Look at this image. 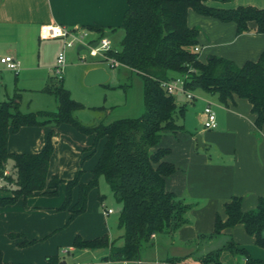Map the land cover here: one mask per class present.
<instances>
[{
  "label": "crops",
  "instance_id": "1",
  "mask_svg": "<svg viewBox=\"0 0 264 264\" xmlns=\"http://www.w3.org/2000/svg\"><path fill=\"white\" fill-rule=\"evenodd\" d=\"M207 3L218 8H234L238 5L264 8V0ZM126 7V0H0V57L12 55L20 62L19 71L14 74L13 81L4 75L13 71L0 63V101L18 93L21 107L23 92L51 94L44 91V87L51 76L50 73L55 76L50 67L56 63L62 41L41 39L39 29L42 25L59 24L68 28L100 26L101 31L88 28L92 36L94 38L107 36L112 40V34L118 31L120 46L123 36L120 24ZM187 24L189 26L200 24L202 27L199 28L197 37V45L200 47L198 58L202 62L210 55H217L241 65L247 60H256L264 51V34L254 30L253 22L249 23L250 31L236 34L234 22H223L189 9ZM52 43L54 46L50 48ZM75 49L76 52H81L79 47ZM102 64L103 62L98 59L95 64L86 66L82 70V76L94 67H103L108 72ZM20 80H26L27 83H20ZM196 90H191L192 99L181 92L173 95L176 106L184 109L183 115L176 119V124L180 128L175 132L165 131L157 145L169 148L170 152L164 160L172 163L175 168L173 173L166 176L165 187L171 188L169 191L174 194L177 191L175 188L220 189H213L201 206L190 205L184 215L186 223L173 233L155 234L149 245H154L155 239L159 238L168 246L167 257L180 258L179 264H201L197 256L221 247L231 240L238 248L246 250L253 264H264V247L255 244L254 236L248 234L242 224L226 227L217 235L208 236L214 229L216 215L222 220L226 219L224 204L231 197L241 198L240 207L244 212L255 210L258 199L264 197V124L260 128L255 126V114L247 99L233 95L226 103H222L216 94L211 95L201 89L202 93L197 95ZM193 92L200 99L201 122L204 119L203 109L207 104H210L215 112L217 125L214 129L202 128L194 133L178 120L179 118L181 121L184 120L188 103L195 105L194 99L197 96ZM37 95L42 104L47 100L51 103L49 100L51 96L49 98L47 95ZM52 101L55 103L56 100ZM49 131H52L53 152L49 161L48 176L57 175L63 181H67L81 170L80 182L87 183L101 154L104 139L98 141L93 150H89L93 135L72 129L69 124L63 123L56 127L23 126L16 133L9 135L8 151L39 152L45 145ZM197 135H200L202 146L197 144ZM199 149L204 151L201 152ZM10 165L11 162L5 174L9 172ZM97 189L98 186L89 191L86 210L75 217L68 226L65 224L69 211L58 209L65 197L64 182L60 184L55 196L35 195L27 199L19 198L11 205L0 206V253L3 260L40 263L49 255H58V247L65 246L68 248L67 253H70L71 264H101L104 261L103 257L107 255L106 249L73 247L76 235L83 239L107 235L109 239H113L109 235L107 220L114 210L111 208L112 212L109 214L105 212L107 208L103 203L104 195ZM7 194L6 191L0 190V196ZM77 195L78 189L75 187L72 192V203L77 200ZM98 206H101V212H98ZM117 210H120V205ZM77 224L83 229L77 227ZM22 241L33 243L22 245L20 244ZM80 257L91 261L92 258L99 259V262L75 263ZM61 260L68 264L64 258ZM218 260L220 264H247L244 255L229 250H223ZM141 261L159 262L142 258Z\"/></svg>",
  "mask_w": 264,
  "mask_h": 264
},
{
  "label": "trees",
  "instance_id": "2",
  "mask_svg": "<svg viewBox=\"0 0 264 264\" xmlns=\"http://www.w3.org/2000/svg\"><path fill=\"white\" fill-rule=\"evenodd\" d=\"M208 1L228 0H126L127 7L120 24L123 36L115 52H109L121 66L139 75L142 79L144 113L135 118H120L108 123L84 126L74 112L81 104L71 98L69 90L61 84L62 78L50 76L44 91L53 93L57 99L56 111H21L19 95L0 101V190L8 194L0 196V206L16 203L19 198L35 195L55 196L61 183H65V197L58 208L68 210V225L86 210L88 193L98 186L103 176L117 203L120 204L118 227L120 241L107 235L83 239L76 235L73 247L77 249H106L104 261L131 264H179L178 257H167L159 262H143L142 246L150 244L158 233H173L186 223L185 212L189 204L176 198L165 187V178L174 172L172 163L164 157L169 148L158 147L165 131L175 132L180 128L176 119L183 115V107L176 106L174 96L161 86L162 80L176 75H186L185 88L202 89L218 96L226 103L233 95L248 100L255 114L254 124H264V51L256 60H247L238 65L234 61L210 55L206 61L199 60V52L193 50L198 44L199 28L187 24L189 9L200 15L214 17L223 22H234L236 34L254 30L264 34V8L238 5L234 8H218ZM88 28L101 31L100 26ZM69 124L83 134L93 135L89 150L104 139L101 154L91 171L87 183L80 182L78 170L70 180L63 181L57 175L48 176V166L53 152L52 131L47 134L44 147L35 153H12L7 141L11 133L23 126H50ZM9 166V172L5 170ZM78 189L77 200L72 203V192ZM241 198L233 196L224 204L226 219L216 215L214 229L209 237L217 235L226 227L242 224L255 244L264 247V197L258 199L257 208L242 211ZM13 236V235H11ZM33 241H22L29 245ZM223 250L244 255L247 264H253L243 248L233 241L208 250L197 256L201 264H220L218 258ZM59 255H49L40 263L4 261L0 264H59Z\"/></svg>",
  "mask_w": 264,
  "mask_h": 264
},
{
  "label": "rangeland",
  "instance_id": "3",
  "mask_svg": "<svg viewBox=\"0 0 264 264\" xmlns=\"http://www.w3.org/2000/svg\"><path fill=\"white\" fill-rule=\"evenodd\" d=\"M198 28H201L200 24H194ZM107 37V36H106ZM118 31L112 34V46L114 49L119 48L118 42ZM54 46V43L50 44V48ZM67 62H65L64 66L61 67V84L64 88L69 90L70 96L75 101L81 104V108L74 112V117L84 126H93L98 123H108L110 121L120 119V118H135L141 116L145 109L143 104V94H142V79L136 73L129 71L128 69L120 66L116 69H110L105 63L102 65L107 68L109 79L100 84L94 85H86L84 83V76H82V70L91 64H95L99 58L89 56L86 50H82L81 52H76L75 47L66 49ZM81 57H85L84 61H81ZM51 70L53 66L50 67ZM15 72H6L5 77L14 80ZM47 74V73H46ZM53 76V73H50ZM20 83H27L26 80H20ZM192 93V92H191ZM197 95L202 93L201 89L196 90ZM42 94L44 93H37ZM36 93L28 94L23 92V101L20 107L21 111H56L58 102L53 93H46L47 97L51 96L50 101H45L42 104L39 101V95ZM193 94H195L193 92ZM44 95V96H46ZM195 94V96H197ZM55 103H53L52 100ZM195 105L192 103H188L186 105V114L184 120H178L180 123H184L188 129L192 132H196L203 128V124L201 122V118L199 116L202 108L200 107V99L195 97L194 99ZM40 107V108H39ZM40 109V110H39ZM72 129H75L72 127ZM52 137V136H51ZM201 152L204 149H199ZM98 191L104 195L103 203L105 207L112 208L114 213L109 216L108 227H109V235L116 239V241H120L119 235L121 234V229L118 227V214L119 211L117 208L119 207V203L115 200L111 188L105 181L103 176L99 177ZM170 190L171 188H167ZM177 191L175 192V196L177 199L183 201L186 204L191 205L192 207H199L207 200V195L213 192V189L220 188H175ZM96 190V191H97ZM223 190V189H222ZM101 206H98V212H101ZM69 225V224H68ZM67 225V226H68ZM66 227V226H64ZM77 227H81L77 224ZM83 229V227H81ZM51 237V235H49ZM45 240V239H44ZM45 242V241H44ZM51 242H53L51 240ZM56 243V242H55ZM54 244V243H53ZM57 249V248H56ZM68 248L59 246L58 247V255L60 258H64L68 264H71L72 259L70 253H67ZM97 250V249H94ZM101 250V249H100ZM168 252V246L165 243H162L160 239H155L154 245H144L140 249V257L144 260H163L166 259ZM82 263H87L86 261L96 263L99 262V259L92 258L88 260V258L80 257L75 260ZM111 264H114L112 262Z\"/></svg>",
  "mask_w": 264,
  "mask_h": 264
},
{
  "label": "built area",
  "instance_id": "4",
  "mask_svg": "<svg viewBox=\"0 0 264 264\" xmlns=\"http://www.w3.org/2000/svg\"><path fill=\"white\" fill-rule=\"evenodd\" d=\"M39 37L41 39H60L62 41V47L57 53L56 63L53 66L54 75L57 78H61V67L64 66L66 62V49L71 47H79L81 51L86 50L89 56L99 58V60L105 63L110 69L114 70L121 66L120 62L109 54L111 51H116L110 39L105 36L94 38L88 28H68L59 24H46L40 27ZM193 50L199 52L200 47L196 45L193 47ZM80 60L84 61L85 57H81ZM0 63L15 73L19 71L20 62L12 55L1 56ZM185 79L186 75H176L168 80H162L161 86L169 94L174 95L177 92H181L184 93L187 98L192 99L193 95L191 90L185 88ZM203 115V128L205 130L214 129L217 125L216 116L210 104L204 107ZM105 212L109 214L112 212V209H105ZM111 263L112 261L107 260L103 261L101 264ZM123 264H126V262Z\"/></svg>",
  "mask_w": 264,
  "mask_h": 264
},
{
  "label": "water",
  "instance_id": "5",
  "mask_svg": "<svg viewBox=\"0 0 264 264\" xmlns=\"http://www.w3.org/2000/svg\"><path fill=\"white\" fill-rule=\"evenodd\" d=\"M84 83L86 85H94L104 83L109 79V74L103 67H94L89 69L84 75ZM197 144L202 146L200 135L196 136ZM59 264H66L64 260H61Z\"/></svg>",
  "mask_w": 264,
  "mask_h": 264
}]
</instances>
